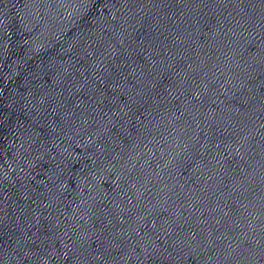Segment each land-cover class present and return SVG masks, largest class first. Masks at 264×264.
Listing matches in <instances>:
<instances>
[{
  "label": "water",
  "instance_id": "95a60500",
  "mask_svg": "<svg viewBox=\"0 0 264 264\" xmlns=\"http://www.w3.org/2000/svg\"><path fill=\"white\" fill-rule=\"evenodd\" d=\"M0 264H264V0H0Z\"/></svg>",
  "mask_w": 264,
  "mask_h": 264
}]
</instances>
